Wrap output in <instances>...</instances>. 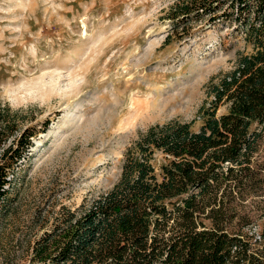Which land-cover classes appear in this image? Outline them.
<instances>
[{
    "label": "rangeland",
    "instance_id": "rangeland-1",
    "mask_svg": "<svg viewBox=\"0 0 264 264\" xmlns=\"http://www.w3.org/2000/svg\"><path fill=\"white\" fill-rule=\"evenodd\" d=\"M177 1L0 0V103L36 133L9 175L0 264H26L63 206L76 210L112 188L127 148L150 127L197 120L200 128L213 84L251 48L242 34L202 22L166 43ZM248 203L262 255L264 196Z\"/></svg>",
    "mask_w": 264,
    "mask_h": 264
},
{
    "label": "trees",
    "instance_id": "trees-1",
    "mask_svg": "<svg viewBox=\"0 0 264 264\" xmlns=\"http://www.w3.org/2000/svg\"><path fill=\"white\" fill-rule=\"evenodd\" d=\"M168 17L166 43L202 22L242 34L251 51L213 84L198 130L197 120L150 127L124 153L118 182L76 210L63 206L26 264H264L248 211L264 196V0H178ZM20 122L0 103V218L10 172L36 135Z\"/></svg>",
    "mask_w": 264,
    "mask_h": 264
}]
</instances>
